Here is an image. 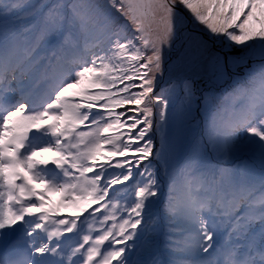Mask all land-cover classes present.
<instances>
[{
	"label": "snow or ice",
	"instance_id": "1",
	"mask_svg": "<svg viewBox=\"0 0 264 264\" xmlns=\"http://www.w3.org/2000/svg\"><path fill=\"white\" fill-rule=\"evenodd\" d=\"M180 7L222 34L227 50L252 53L257 44L247 42L257 41L264 58V0H0V17L27 12L22 32L0 31V240L19 233L0 264H158L140 253L153 243L160 168L164 211L186 234L167 242L179 254L169 264H264V64L229 78L227 69L246 60L215 57L207 71L221 87L204 95L201 138L176 160L166 115L175 103L154 85L160 45L183 25ZM41 48L51 56L40 57ZM41 59L62 72L40 105L24 96L23 84L22 99L6 104L7 74ZM185 94L190 113L187 84ZM205 147L219 156L258 155V180L239 167L205 166ZM16 244L21 250L11 254Z\"/></svg>",
	"mask_w": 264,
	"mask_h": 264
},
{
	"label": "rangeland",
	"instance_id": "2",
	"mask_svg": "<svg viewBox=\"0 0 264 264\" xmlns=\"http://www.w3.org/2000/svg\"><path fill=\"white\" fill-rule=\"evenodd\" d=\"M49 2H51V0H49ZM95 2L106 3V0H95ZM178 10L181 15L183 25L170 44L160 45L161 69L156 74L154 85L156 92H159L162 89L165 90L166 94L169 95L171 100L175 103L174 110L172 104L170 103L166 115L171 117L168 135L172 139L175 146L176 160L190 155L193 148L196 146V142L201 138L204 128V117L199 109L203 106L202 101L204 95L214 93L221 87V85L217 84L207 71V69L213 65L215 57L217 55L225 58L242 57L246 60V65L227 69V77L229 78L235 75L243 76L245 67L252 68L253 65L258 66L264 64V58L260 56L257 41L247 42L248 44H257L256 50L252 53L246 52L244 47L239 45H233L230 50H227L225 48L224 37L222 34H212L210 30L207 29L206 25L201 24L199 21L194 19L190 10L184 7H180ZM2 18L3 17H0V19ZM155 28L156 25H153V30L149 35L150 39H155L157 36ZM11 31L22 32L23 30L11 27V29L6 30L5 32ZM214 48H216V50ZM38 55L40 57H44L46 55V50L43 48L39 49ZM44 61V59H41L34 67L30 66L32 71L39 72L46 69L44 72L47 74L46 76L41 77L39 84L34 89V97H37L41 91L48 88L52 82V78L58 76L61 72V68L59 66L51 68L48 67V64H45ZM56 68L60 70L56 72L54 71L52 73L53 76H51L48 70ZM230 82L231 80L228 79V83ZM186 84L191 88L193 93L192 108L190 113L187 111L188 100L185 94ZM211 103L215 105L216 100L213 98ZM160 135L161 134H155L153 137L155 148H159L160 146ZM207 148L210 147L200 149L201 159L203 162L205 149ZM128 155H132V153H129ZM116 159L120 160L123 158L116 157ZM237 161L238 159L236 158L234 163ZM259 162L261 164L260 160ZM146 163L147 161L142 162V164ZM215 167L219 169H231L230 166L224 167L223 164H218ZM260 170L261 169H257L256 171L249 173L246 176V179L248 177L251 179L259 177ZM109 171H113V169H109ZM115 171L119 172L120 169L116 168ZM160 178L165 181L164 187L162 188V195L160 196V201L162 199L163 202L165 187L167 188V179L164 177L163 168H160ZM116 187L122 188L120 185H117ZM181 189L182 187L178 186L177 193ZM159 204L153 209L151 222L154 225L155 231L149 234L153 240L152 246L148 250L142 251L140 253V258L146 262L156 260L158 264H168V260L171 258L172 260L177 258L179 254L171 252L165 244L169 240L184 241L185 234L181 233L176 222H174L165 213V211L162 212L161 218ZM72 211L73 209L71 207L62 209V214L71 215ZM117 215H119V213H117ZM162 221L165 227H168L166 223L170 225L169 229H166L169 233H166L167 231L165 232ZM254 227L258 228L259 224L254 225ZM224 230L223 226H221V237H223ZM164 234H168L167 238ZM160 241L164 243V245H162L164 250H161Z\"/></svg>",
	"mask_w": 264,
	"mask_h": 264
},
{
	"label": "bare ground",
	"instance_id": "3",
	"mask_svg": "<svg viewBox=\"0 0 264 264\" xmlns=\"http://www.w3.org/2000/svg\"><path fill=\"white\" fill-rule=\"evenodd\" d=\"M29 69L28 65H22L20 69H17L15 73H12V76L15 75L16 79H5L4 82V97H5V103H15L17 101H20L22 99L21 91H20V85L23 84L24 87V96L29 92V86L33 82V80H27L29 82H26L23 78L26 76V71ZM23 72V74H21ZM12 78V77H11ZM9 81H11V86L9 87ZM186 239V234H185Z\"/></svg>",
	"mask_w": 264,
	"mask_h": 264
},
{
	"label": "trees",
	"instance_id": "4",
	"mask_svg": "<svg viewBox=\"0 0 264 264\" xmlns=\"http://www.w3.org/2000/svg\"><path fill=\"white\" fill-rule=\"evenodd\" d=\"M214 49L216 50V48H214ZM236 158H237L236 156H228V155L219 156L217 153L213 152L210 148H207V149H205V156H204V162L203 163L205 166L215 167L218 164H223L224 167L230 166L232 168ZM248 163L250 164L251 161H249ZM182 192H184L183 188L180 191H178L177 198H183L184 197V193H182ZM167 193H168V187L167 188L165 187V196L163 199L164 201H166V199H167ZM164 201L162 202V199H161V202L159 204L160 210L164 209ZM166 233H168V230ZM164 236L167 238L168 234H165ZM162 245H164V243H162Z\"/></svg>",
	"mask_w": 264,
	"mask_h": 264
}]
</instances>
